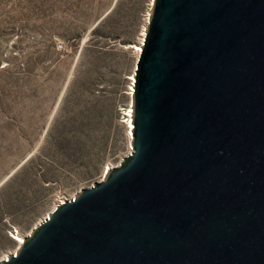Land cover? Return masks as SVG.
Segmentation results:
<instances>
[{"label":"water","instance_id":"95a60500","mask_svg":"<svg viewBox=\"0 0 264 264\" xmlns=\"http://www.w3.org/2000/svg\"><path fill=\"white\" fill-rule=\"evenodd\" d=\"M131 153L0 264H264V0H153Z\"/></svg>","mask_w":264,"mask_h":264},{"label":"rangeland","instance_id":"374dc122","mask_svg":"<svg viewBox=\"0 0 264 264\" xmlns=\"http://www.w3.org/2000/svg\"><path fill=\"white\" fill-rule=\"evenodd\" d=\"M152 6L0 0V260L17 251L14 234L131 153L135 46Z\"/></svg>","mask_w":264,"mask_h":264},{"label":"bare ground","instance_id":"6f19581e","mask_svg":"<svg viewBox=\"0 0 264 264\" xmlns=\"http://www.w3.org/2000/svg\"><path fill=\"white\" fill-rule=\"evenodd\" d=\"M152 5V4H151ZM147 20H148V18H147ZM144 37H145V33H143V36H142V40H141V43H140V45H138V46H135V51H136V53H137V55L139 56L140 55V53H141V45H142V43H143V41H144ZM132 80V83L134 82V79L132 78L131 79ZM134 84V83H133ZM132 84V85H133ZM133 91H134V89H133V86L131 87V89H130V96H132V94H133ZM132 113H133V109H132V106H130V110H129V112H128V117H129V119H128V127H127V130H128V137H129V140L131 141V138H132V129H133V123H132ZM112 168H114V167H108L107 169H106V171L104 172V174H103V176L107 173V172H109V170H111ZM74 197H72V198H70V199H73ZM62 202H64V200H61L59 203H62ZM48 217V216H47ZM46 217V218H47ZM45 218V219H46ZM14 236V238H15V240H16V242L18 243V247L21 245V244H23L24 243V236H21L19 233H17L16 235L14 234L13 235ZM16 252L17 251H15L13 254H11V255H9V256H6L4 259H2V260H0V263L1 262H3V261H6V260H8L9 259V257L10 256H14L15 254H16Z\"/></svg>","mask_w":264,"mask_h":264},{"label":"built area","instance_id":"2783aa9c","mask_svg":"<svg viewBox=\"0 0 264 264\" xmlns=\"http://www.w3.org/2000/svg\"><path fill=\"white\" fill-rule=\"evenodd\" d=\"M63 203V202H62ZM60 204V203H59Z\"/></svg>","mask_w":264,"mask_h":264}]
</instances>
